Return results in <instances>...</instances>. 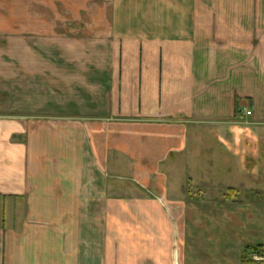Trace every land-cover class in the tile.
<instances>
[{
	"label": "crops",
	"instance_id": "crops-1",
	"mask_svg": "<svg viewBox=\"0 0 264 264\" xmlns=\"http://www.w3.org/2000/svg\"><path fill=\"white\" fill-rule=\"evenodd\" d=\"M3 39L43 44L0 93V264H264V0H0Z\"/></svg>",
	"mask_w": 264,
	"mask_h": 264
},
{
	"label": "rangeland",
	"instance_id": "rangeland-1",
	"mask_svg": "<svg viewBox=\"0 0 264 264\" xmlns=\"http://www.w3.org/2000/svg\"><path fill=\"white\" fill-rule=\"evenodd\" d=\"M47 42H44V44H46ZM70 43V42H68ZM43 44V42L38 41V40H18V41H9V40H2L0 41V93L2 94L1 98L3 100V102H7L6 104H9V101L12 102V106H13V102L17 101L20 97H22V95L19 93L20 91H16L14 89V85L17 81V83L20 85H24L25 83V73L20 70L24 69V65L26 64V62L31 63V58L30 57H25V54H27V50L31 49L30 47L34 46L35 50H37V48H40V46ZM51 44V43H50ZM90 42L88 41H82L81 43L78 42L76 48H81V49H89L90 48ZM30 45V46H29ZM70 48H73V46H70ZM12 50H17L18 53V59H19V63H22L21 65V69H18V75H15L14 71V64H16L15 62V54L12 53ZM16 52V51H15ZM54 54H51V56L53 57ZM56 57V56H55ZM54 58V57H53ZM55 62H53V64H57L56 62V58ZM21 60V61H20ZM30 60V61H29ZM42 59L41 58H37L35 57V60L33 62L34 67H38L39 70L41 69L40 66L42 64ZM47 63V62H46ZM20 66V65H19ZM51 76H53L54 79L57 78V76L53 75L52 73H49ZM40 80V79H39ZM37 81V80H36ZM38 84H41V82H39ZM37 84V85H38ZM24 90L25 88H23V94H24ZM42 91L41 88H36L35 85V89L34 92H38ZM9 106V105H8ZM11 107V106H9ZM25 113V111H20V113ZM8 114V113H7ZM252 158L250 156H246L245 157V166H246V170L249 171L250 170V165L252 162ZM127 170L125 169H114L113 173H111V176H121V177H125L128 178V174L126 173ZM187 188V192H189L190 194L196 196H200V195H207V196H217V194H219L221 197L220 198H224V199H235L236 201H240L243 198L247 199L249 197H251L252 195H250V193L243 191V188H241L242 186H236V188H228L227 186H206V185H187L185 186ZM123 188L124 191L126 192H133L134 188L133 186L127 184V185H116L115 189H120ZM116 190H115V195H116Z\"/></svg>",
	"mask_w": 264,
	"mask_h": 264
},
{
	"label": "built area",
	"instance_id": "built-area-1",
	"mask_svg": "<svg viewBox=\"0 0 264 264\" xmlns=\"http://www.w3.org/2000/svg\"><path fill=\"white\" fill-rule=\"evenodd\" d=\"M255 260L256 261H262V258L259 256V257H256Z\"/></svg>",
	"mask_w": 264,
	"mask_h": 264
},
{
	"label": "trees",
	"instance_id": "trees-1",
	"mask_svg": "<svg viewBox=\"0 0 264 264\" xmlns=\"http://www.w3.org/2000/svg\"><path fill=\"white\" fill-rule=\"evenodd\" d=\"M244 258H245V254L243 255V260H245Z\"/></svg>",
	"mask_w": 264,
	"mask_h": 264
}]
</instances>
